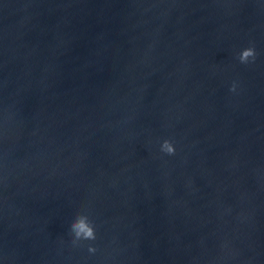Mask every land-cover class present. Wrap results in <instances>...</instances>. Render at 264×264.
I'll use <instances>...</instances> for the list:
<instances>
[{
    "label": "water",
    "instance_id": "water-1",
    "mask_svg": "<svg viewBox=\"0 0 264 264\" xmlns=\"http://www.w3.org/2000/svg\"><path fill=\"white\" fill-rule=\"evenodd\" d=\"M0 264H264V0H0Z\"/></svg>",
    "mask_w": 264,
    "mask_h": 264
},
{
    "label": "clouds",
    "instance_id": "clouds-1",
    "mask_svg": "<svg viewBox=\"0 0 264 264\" xmlns=\"http://www.w3.org/2000/svg\"><path fill=\"white\" fill-rule=\"evenodd\" d=\"M256 57V52L254 48H247L241 52L238 59L240 63L246 64L249 61H254ZM230 91H236V84L234 83L230 88ZM160 151L168 156L175 155V147L173 143L169 140H164L161 144ZM70 232L72 233L73 246L79 245L84 241H95L96 236V226L92 220L89 219L87 215L79 214L76 216L75 220L70 225ZM88 252L90 254H95L97 249L91 245L88 246Z\"/></svg>",
    "mask_w": 264,
    "mask_h": 264
}]
</instances>
